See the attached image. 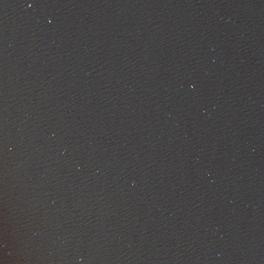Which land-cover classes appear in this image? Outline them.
<instances>
[{
	"label": "water",
	"instance_id": "95a60500",
	"mask_svg": "<svg viewBox=\"0 0 264 264\" xmlns=\"http://www.w3.org/2000/svg\"><path fill=\"white\" fill-rule=\"evenodd\" d=\"M0 264H264V0H0Z\"/></svg>",
	"mask_w": 264,
	"mask_h": 264
}]
</instances>
